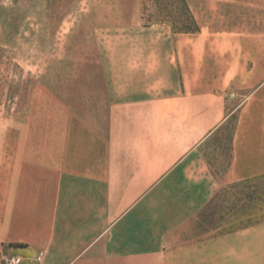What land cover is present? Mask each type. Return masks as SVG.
Instances as JSON below:
<instances>
[{"label":"crops","instance_id":"0c3cea01","mask_svg":"<svg viewBox=\"0 0 264 264\" xmlns=\"http://www.w3.org/2000/svg\"><path fill=\"white\" fill-rule=\"evenodd\" d=\"M186 2L199 31L132 29V47L102 63L97 106L52 98L3 125L0 250L43 252L37 264H264V214L235 232L167 243L177 214L164 215L174 195L164 185L215 181L199 150L228 117L221 180L264 173V0Z\"/></svg>","mask_w":264,"mask_h":264},{"label":"rangeland","instance_id":"374dc122","mask_svg":"<svg viewBox=\"0 0 264 264\" xmlns=\"http://www.w3.org/2000/svg\"><path fill=\"white\" fill-rule=\"evenodd\" d=\"M153 11L154 5L144 0H0V138L4 124L50 107L52 98L97 106L99 95L104 99L105 94L104 59L115 58L114 47H132V39L138 38L132 29L157 24L148 22ZM235 117L230 116L215 139L202 144L204 161L216 165L225 159ZM225 183L205 177L165 183L174 195L163 198L164 215L177 214V219L167 218L171 225L177 223L169 246L201 237L196 214Z\"/></svg>","mask_w":264,"mask_h":264},{"label":"trees","instance_id":"16d2710c","mask_svg":"<svg viewBox=\"0 0 264 264\" xmlns=\"http://www.w3.org/2000/svg\"><path fill=\"white\" fill-rule=\"evenodd\" d=\"M154 5L148 22L168 23L174 33H196V23L186 0H144ZM143 10H146L145 2ZM228 117L225 122L229 124ZM236 120V117H235ZM225 122L206 138H216ZM235 123L232 125L225 147V159L216 165L206 161L211 175L221 180L232 161V140ZM218 140V139H216ZM264 214V173L219 186L201 205L196 214L195 228L202 237H214L235 232L257 224ZM11 246H22L10 244Z\"/></svg>","mask_w":264,"mask_h":264},{"label":"built area","instance_id":"2783aa9c","mask_svg":"<svg viewBox=\"0 0 264 264\" xmlns=\"http://www.w3.org/2000/svg\"><path fill=\"white\" fill-rule=\"evenodd\" d=\"M43 256V252H38L32 257H24L15 253L7 254L0 250V264H37L42 261Z\"/></svg>","mask_w":264,"mask_h":264}]
</instances>
